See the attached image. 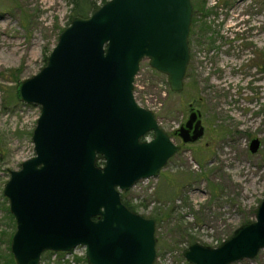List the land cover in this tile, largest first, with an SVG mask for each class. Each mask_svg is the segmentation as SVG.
I'll list each match as a JSON object with an SVG mask.
<instances>
[{"label":"water","instance_id":"1","mask_svg":"<svg viewBox=\"0 0 264 264\" xmlns=\"http://www.w3.org/2000/svg\"><path fill=\"white\" fill-rule=\"evenodd\" d=\"M192 15L191 0H108L88 17H72L45 66L18 85V101L39 105L40 115L34 156L9 171L3 189L16 223L15 264L77 247L87 264H154L155 220L128 209L120 193L158 176L180 146L138 105L134 80L147 59L172 93L183 91ZM173 134L183 144L200 139V111L190 104ZM259 148L253 138L249 152ZM261 249L264 199L255 220L219 246L194 243L183 256L188 264H234Z\"/></svg>","mask_w":264,"mask_h":264},{"label":"rangeland","instance_id":"2","mask_svg":"<svg viewBox=\"0 0 264 264\" xmlns=\"http://www.w3.org/2000/svg\"><path fill=\"white\" fill-rule=\"evenodd\" d=\"M93 1L100 7L108 0ZM191 1L183 91L172 93L167 76L147 59L134 80L136 102L167 133L187 120L190 104L204 126L203 137L182 146L158 176L120 193L135 213L160 219L154 264H188L183 252L190 241L217 247L255 220L264 199V0ZM72 8L69 0H0V264H12L16 229L3 189L9 171L34 156L40 115L39 105L18 101L17 87L45 66ZM253 138L260 140L255 154L248 147ZM84 255L83 247L44 252L39 264H87ZM234 264H264V249Z\"/></svg>","mask_w":264,"mask_h":264},{"label":"trees","instance_id":"3","mask_svg":"<svg viewBox=\"0 0 264 264\" xmlns=\"http://www.w3.org/2000/svg\"><path fill=\"white\" fill-rule=\"evenodd\" d=\"M70 4L72 5V17L73 16H79V17H87L91 13H93L96 9L99 8V6L96 5V2L93 0H69ZM106 2V1H105ZM103 2V4L105 3ZM192 31V30H191ZM190 31V33H191ZM191 36V35H190ZM189 41V39H188ZM97 164L98 165H103V160L101 157L97 158ZM122 199V198H121ZM122 203L130 210L135 211L134 207L129 205L127 202H125L122 199ZM149 219H154L155 223H158L160 221L159 218H149ZM195 241H190L189 245L194 244ZM12 264H14L13 259H12Z\"/></svg>","mask_w":264,"mask_h":264},{"label":"flooded vegetation","instance_id":"4","mask_svg":"<svg viewBox=\"0 0 264 264\" xmlns=\"http://www.w3.org/2000/svg\"><path fill=\"white\" fill-rule=\"evenodd\" d=\"M191 30H193V28L191 29V26H190V31H191ZM189 35H190V33H189ZM210 43H211V40H209L208 44H210ZM210 46H212V45L210 44ZM191 105H192V104H191ZM192 106H193V105H192ZM196 109H197V108H196ZM200 114H201V112H200ZM201 122H202V120H201ZM179 127H180V125H179ZM179 127H178V128H179ZM203 127H204V126H203ZM161 128H162V127H161ZM178 128H177V129H178ZM162 129H163V128H162ZM163 130H164V129H163ZM164 131H165V130H164ZM174 131H175V130H174ZM174 131H173L171 134L167 133L166 131H165V132L170 136L172 142H173L175 145H179V146H180V150L176 153V154H178V153L181 151L182 146L187 145V144H183L182 141H181V139L173 134ZM149 136L151 137L152 134H149ZM202 137H203V136H202ZM202 137H201V138H202ZM173 138H175V139L177 138V139L180 141V144H176V143L173 141ZM201 138H200V139H201ZM200 139H198L197 141H199ZM197 141H195V142H197ZM195 142H193V143H195ZM193 143H188V144H193ZM248 147H249V146H248ZM176 154H175V155H176ZM175 155H174V156H175ZM174 156H173V157H174ZM170 159H171V158H170ZM170 159H169V160H170ZM169 160H168V161H169ZM218 246H219V245H218ZM184 252H185V250H184ZM184 252H183V254H184ZM183 257H184V256H183Z\"/></svg>","mask_w":264,"mask_h":264}]
</instances>
